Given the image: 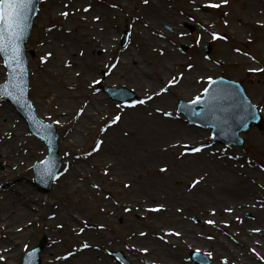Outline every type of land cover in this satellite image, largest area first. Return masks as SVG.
I'll use <instances>...</instances> for the list:
<instances>
[{
	"label": "bare ground",
	"instance_id": "bare-ground-1",
	"mask_svg": "<svg viewBox=\"0 0 264 264\" xmlns=\"http://www.w3.org/2000/svg\"><path fill=\"white\" fill-rule=\"evenodd\" d=\"M111 2L117 3L116 6L113 7ZM135 2L59 0L60 6L53 11V16L58 18L65 12L68 15L64 16L62 23L46 26L41 50L51 51V56L45 53L43 57L47 58L43 61L54 72L56 82L44 84L42 95L48 112L51 110L54 118L73 119L65 133L64 146L69 150L81 146L92 122L102 112L105 98L90 92L99 68L95 51L101 41L99 28L113 26L116 10L128 12L135 7L137 10L133 22L138 35L134 59L132 63L129 57L119 61L121 67H131L136 63L138 54H145L153 68H145L140 62L138 68L142 73L156 77L159 70L176 71L179 75L176 83L178 93H183V88L200 86L192 95H186L189 99L202 93L206 82L204 73L211 66L201 49L188 60L178 50L179 37L183 40L186 37L187 16L196 13L199 18L198 25L202 30L199 47L212 38L213 32L227 37L215 39L218 47L216 55L220 56L211 61L238 66L245 63V55L254 51L249 56L251 60L264 62V43L258 32L264 27V0H228L219 8L206 6L208 0H184L182 12L174 8L173 0H148L147 3L138 0L137 5ZM211 2L219 4L220 0ZM86 8L88 11H84ZM180 32L185 35L180 36ZM252 73L257 79L262 74L259 71ZM153 94L147 87L141 99L146 96H152V99L144 104L136 103L135 107H129L130 103L116 104L118 113H111L108 117L112 120L120 115L121 118L115 124L110 123L102 132L99 140L103 143L99 150L68 161L61 177L63 195L60 197L55 192L46 199L32 191H20L19 185L16 188V184L1 182L7 174H13L16 179L14 172L20 168L25 157L24 147L28 138L20 115L0 102V163H9L10 166L9 170L0 171V256L5 258L2 261L18 258L32 228L36 205L45 202L49 208L47 213H42L45 228L52 229L62 222L64 231L63 235L52 240V246L46 252L45 259L49 264H118L107 254L111 247H115L111 243L110 231L112 220L117 215H125L128 226H133L128 241L121 242L122 248L133 259L144 255L161 259L166 264H191L184 252L186 247L193 244L203 249L211 246L212 242L208 244L207 240L198 237L195 226L185 220L186 216L195 208L198 213L207 216L206 221L216 223L217 216L226 210L190 192L197 189L211 193L214 195L211 200L215 203L221 196L224 198L230 193L242 195L256 186L263 187L264 172H252L256 167L246 161H241L246 167L240 166L234 162L237 158L232 161L221 146L202 147L200 152L186 157L182 152L183 142L199 144L201 130L188 126L172 113L167 96L161 98L159 94ZM81 107H84V113L77 116ZM38 109H42L41 106ZM165 112L172 115L166 116ZM30 146L35 147V144ZM162 168L167 170L161 171ZM197 179L199 182L193 186V181ZM157 205L163 207L158 211L150 210ZM242 216L236 219L240 220ZM90 220L96 224L92 229L88 227ZM143 220L147 221L145 227L136 225ZM85 243L89 247H82ZM62 244L66 250H63ZM214 244L217 247L226 246L229 250V253H220L212 244L214 257L222 264L225 258L227 264H260L261 252L255 255L253 251L248 258L231 261L234 256L238 257V250H249L250 246L245 241L231 244L219 239ZM259 246L264 249V238ZM141 249H147V252Z\"/></svg>",
	"mask_w": 264,
	"mask_h": 264
},
{
	"label": "rangeland",
	"instance_id": "rangeland-1",
	"mask_svg": "<svg viewBox=\"0 0 264 264\" xmlns=\"http://www.w3.org/2000/svg\"><path fill=\"white\" fill-rule=\"evenodd\" d=\"M105 1L108 2L109 0ZM134 1H136L135 5H137L138 0ZM111 3L114 5L117 4L115 2ZM59 6V0H45L40 3V9L35 18L33 32L28 42V48L32 51V53L29 54V67L31 73L29 97L34 103L38 115L43 120L50 121L57 127L59 133V153L62 157V166L57 177L52 183L51 190L47 193L41 192L34 184L33 164L36 161H40L47 156L48 146L42 139L35 137L30 133L26 120L17 110V108L7 99L0 97V102H4L10 107L12 112L20 115V119L22 120L23 124H25L26 136L28 138V144H26L24 147L25 157H23L20 168L14 172L16 179L14 178L13 174H7L3 177L1 182H7L8 184L12 185L16 184V188H18L19 185L20 191H32L37 196L43 199H46L48 195H51L55 192H57L60 197L63 195V190L61 189L63 180L61 177L63 176L65 165L70 160H75L81 156H86L91 153L95 142L99 140L102 132L110 126L111 120L108 115H110L111 113H118L116 104L119 105L120 103L118 101L110 99L108 94L102 90V87L100 85V78L102 77L103 71H106L107 73V77L103 82L104 85L114 87H121L124 85L132 88L137 92L138 98L136 100L130 101L131 103L142 100V92L147 87L150 88L151 92L158 93L159 97L161 98H163V96H167L170 101V104H168V106L172 109V113L182 116L184 118V122L188 126L201 130L202 137L200 138L199 144H203V146L207 147L215 145L221 146L223 150L226 151L227 155H230V157L239 158L242 159V161L251 158L250 160L256 166L259 165L264 170V129L260 131L257 128L253 127L251 130L245 133L244 137L246 139V143L242 147H228L226 145L213 144L211 142L210 130L189 125L187 123L186 117L183 116V114H180L177 110V102L179 99L193 100L197 95H199L197 94L191 99L186 97L188 93L192 95V93H194L200 87L199 85L194 86L192 89L183 88L181 89V91L184 92L178 93L179 87L177 86V84L174 83L169 85L168 83L173 76H176L178 78L179 75L176 73V71L159 70L157 71L156 77L151 76L150 74L146 75V73H142L138 68L139 66H141L140 62L145 68H153V64H151L150 59L145 54H138L136 63H134V65L132 64L131 67H128L127 69L121 67L119 61L121 62V60L129 57L132 63L134 59V45L138 36L136 33V28L133 24V22H135L134 17L137 15L136 7L134 9H130L128 12L117 11L115 9L116 13L113 17L115 23L113 24V26H111V28L109 29H106V27L99 28V30L101 29L99 31V40L101 41L99 43V47L95 51V54L99 58V68L94 76V80L98 81V83L93 84L90 92L91 94L101 95L105 98L102 104V112L100 115H98L97 119L92 122L91 130L86 133L85 137L81 141V146L79 148L69 150L67 147H65V133L73 123V119L71 117H63L62 119L54 118L52 111L50 110V112H48V109L46 108L48 106L42 95L45 91L44 84H46L47 82H56L54 72L50 71V66L44 64V61L41 60L45 53H51L49 49H47V51H45V49L44 51L41 50V40L46 32V26H52L56 23H62V21L64 20V16H60L58 18L53 16V11L57 10ZM173 6L175 9H177L178 12H182L184 10V0H173ZM187 18L189 20L188 23L193 25L195 27V30L191 32L188 27L185 26V39L183 40V38L179 37L180 43L178 45V50L183 58L185 60H188L194 55V52L201 49L202 54L206 58L211 60L215 58V60H217V57L220 56V54L216 55L218 52V47L215 39L209 38V40L205 41L203 45L199 47V43L196 42L197 38H199V33L202 31L201 27L198 25L199 18L196 13L190 15V17L187 16ZM41 20L43 22H41ZM125 31L128 32V43L125 46H122L121 38ZM258 31L260 37L262 38V42L264 43V27H261L260 29H258ZM170 39L172 41L171 37ZM208 43L212 44L211 53H206V51L204 50V46ZM183 45L188 46L187 51H183ZM253 52L254 51H250L248 55H245V63L238 66L218 64L210 60V70L204 73L206 74L205 77L207 80L205 86L209 82V76H211L212 78H216L222 75L241 80L246 86V89L252 100L259 106L261 113L264 116V72L260 74V77H258V79L255 77V74L251 73V71L248 72V69L264 68V62L252 61V58L249 56L252 55ZM113 63L116 64L115 68H111V65ZM5 79L6 69L4 68L3 62L0 57V82H3ZM162 88L167 90L161 92ZM201 95L202 94H200V96ZM38 106H41L42 109L39 110ZM57 121H59V123H57ZM34 144L35 147L30 146ZM189 147H198V145L195 142L184 141L182 152L185 153L186 157H190L196 153L186 151V148ZM1 155L2 151L0 150V157ZM237 162L240 163V160H238ZM9 169V163H7L6 165L0 163V171ZM252 172L255 173L256 171L253 170ZM186 188L189 190L191 189V187L189 188V185H187ZM88 194L92 197L91 192L88 191ZM190 194L197 198L201 197L207 199L209 202H211L212 205L216 207H224V210H232L224 211V214L217 216L216 223L209 224L205 219L207 217L206 215L200 214L196 211L195 208H192L193 212L190 211L185 220L195 226L198 232V237L207 240L209 242L208 244H211L210 242H212L213 246L223 254L229 253L227 247H217L214 244V241L223 239L224 241L231 244L241 243L242 241H245L247 245L251 247V249L249 247V250H246L245 248H243L242 251L238 250V257L234 256L231 261H238L240 260V258H248L252 253L257 255V253L260 252L262 254V257H264V249L262 248V246H259V244L262 242V238H264V209L262 208L264 207V187L254 190H247L246 192H243L242 195L230 193V196L224 195V198L221 196V198L215 201V203H213V201L211 200L213 199L214 195L203 190L196 189L194 191H191ZM36 207L37 209L35 215L33 216L32 228L29 235L25 239L22 248L20 249V255L16 260L0 261V264H22V257L24 253L28 249H31L38 245V243L43 239H46V246L41 254V264H49V261L45 259L46 252L51 248L52 240L58 238V236L60 235H63V229L61 227H58V225H62V222L57 223L56 226L52 229H46L44 225L45 218L42 216V213L48 212V205L45 202L43 205L37 204ZM88 212L90 213L89 209ZM241 214H243L242 217H244L242 223L233 219L237 216H240ZM111 224V243L115 247H111L107 254L115 262L119 263L117 259L112 256L111 252L113 250H122L125 256L130 259L132 264H144L145 261H150L154 264H166L161 259H156L151 256L140 255L133 259V257L129 256L128 252L122 248L121 242L128 241V238L130 237L133 230L132 225L128 226L127 218L125 215H117L113 218ZM136 225H138L139 227H145V225H147V221H138L136 222ZM95 226L96 224L94 220H90L88 222L89 228L92 229ZM253 228L259 229V231H253ZM254 232H256V234ZM117 242H119L120 244H117ZM212 244L211 246H206V248L204 249L198 244H193L186 247L184 252L186 253V257L189 262L191 264H198L192 259L191 256L194 250H198L201 254L206 255L209 259H211L212 264H222L219 259H216L214 257V247L212 246ZM62 248L63 250H66V246L64 244H62ZM253 249H255V252H252ZM208 253H211V256H208ZM259 262L260 264H264V259H261V261Z\"/></svg>",
	"mask_w": 264,
	"mask_h": 264
},
{
	"label": "water",
	"instance_id": "water-1",
	"mask_svg": "<svg viewBox=\"0 0 264 264\" xmlns=\"http://www.w3.org/2000/svg\"><path fill=\"white\" fill-rule=\"evenodd\" d=\"M40 0H31V4L29 7V10L26 12L27 20L24 23L23 26V34L20 40V49H21V64L19 68L16 69V72L13 73L12 69H9V79L8 82L1 85H9L8 88L4 90H0V93L4 96L10 99L13 103H16L20 110L24 113V116L30 121L32 125V133H35L36 135H42L39 131H36V125L35 121L39 122L43 127L49 128V133L47 135H44V138L46 139L48 145L50 154L46 161L37 163L35 165V172H36V178L35 183L40 186V188L44 191H48L50 189L52 180L56 176V173L59 170L60 167V156L58 155V134L56 131V127L51 125L50 123H46L39 119V117L36 115L34 106L32 102L28 98V89H29V69H28V56L26 53L27 47L26 42L31 34V30L33 27V20L34 16L36 15L38 11ZM126 36H124L125 41ZM15 67V66H14ZM22 71V75H20V72ZM215 84L209 85V92L205 93V96L203 97V103H200L202 105V109L195 111L192 103L187 104L183 101H180V109L187 112V114L191 117V119H195L196 117H200L203 120H206V118H214L215 120H218L220 122V130L223 126H229L233 127V121L236 123L233 127L234 129L232 131H229V135L226 137H222L221 133L219 131V128L215 122H207L208 126L213 127L215 133L219 131L220 136L222 138H225L226 140L232 141V139L235 138V136L238 135V133L241 130H246L250 125L251 122H255L259 126L262 125V119L257 115L256 110H247L246 113L240 112L237 113L235 110L236 116H230L229 114H226L228 111L227 108V97L216 95L211 100L210 103L208 102L209 96L212 93V90L218 83H222L223 85H228L230 82L223 81L221 79L215 80ZM22 88L23 92L20 93L17 88ZM223 87V86H222ZM110 96L112 98H117L119 100H127L136 97L135 93L133 91H130L126 89L125 87L121 89L116 88H108L106 89ZM4 91H12L13 96H8L4 94ZM188 106H191L190 109H187ZM254 117V118H253ZM37 124V123H36ZM222 131V130H221ZM242 139L239 138V143H242ZM51 172L52 174H49ZM43 243L40 244L39 247L35 248L32 251H29L26 254V260L27 264H40V252L43 248Z\"/></svg>",
	"mask_w": 264,
	"mask_h": 264
},
{
	"label": "snow or ice",
	"instance_id": "snow-or-ice-1",
	"mask_svg": "<svg viewBox=\"0 0 264 264\" xmlns=\"http://www.w3.org/2000/svg\"><path fill=\"white\" fill-rule=\"evenodd\" d=\"M148 0H144V3H147ZM228 0H220V3H212L211 0H208V3L206 6L208 7H214L219 8L221 4H227ZM31 4V0H0V57H3L4 64L7 68L12 69L13 73L16 72V69L19 68L21 64V49H20V40L23 34V26L24 23L27 20L26 12L29 10ZM116 5H113L115 7ZM90 7V6H89ZM84 11H88V9H84ZM64 16H67L68 13H62ZM95 19H99V17H95ZM227 23V21H225ZM180 36H184V32L179 33ZM211 36L213 39H227V37L221 36L219 33L213 32L211 33ZM197 43H199V38L196 40ZM239 51V49H237ZM161 54H163V49L160 50ZM51 53H48L47 56H51ZM83 55V53H81ZM47 57H42L41 60H45ZM15 66V67H14ZM116 64L113 63L111 65V68H115ZM189 68L192 67L191 64L188 65ZM249 71H259L264 72V68H255V69H249ZM22 71L20 72V75H22ZM183 76V73L180 74V77ZM208 80L211 84H215L216 82L212 79L211 76L208 77ZM98 83V81H93V84ZM169 85L178 83V79L176 76H173L172 79L168 82ZM9 85H0V90H4L8 88ZM17 90L22 93V88H17ZM167 89H161V92L166 91ZM204 92L208 93L209 88H204ZM5 95L13 96L12 91H4ZM158 93H154L153 95H157ZM152 99V96H146L144 100H140L138 102L130 103L129 107H135L136 103L144 104L146 100ZM190 103L193 105L203 103L202 96L198 95L192 100ZM84 107H81L78 112L76 113L77 116L84 113ZM157 111H160V109H157ZM164 115L171 116L172 113L165 112ZM120 115H116L111 121V124H115L120 120ZM254 118V117H253ZM59 123V121H57ZM103 130V129H102ZM103 141L97 140L95 142V145L92 149V151L99 150L101 144ZM203 145L199 147H192V148H186V151H191L193 153L200 152ZM166 168H162L161 171H166ZM105 173H107V170H105ZM49 174H52L49 172ZM199 182V179L193 181V186ZM94 187H99V185H94ZM125 187H128V185H125ZM162 205H157L155 208L150 209L151 211H158L162 208ZM125 211H131V209H125ZM214 211V210H213ZM226 211H232L231 209H226ZM239 219V217H237ZM209 224L215 223L212 220L207 221ZM58 227H62V225H58ZM99 227L103 228L104 225H99ZM81 232L84 231L83 228L80 229ZM253 231H259V229H253ZM172 234L179 236V232H173ZM140 235H145V233H140ZM211 238V237H209ZM82 247H89L87 243L82 245ZM141 251L147 252V249H141ZM252 251L255 252V249ZM208 256H211V253L207 254ZM257 255H259L257 253ZM4 256H0V261L4 260ZM261 259H264V257H261ZM224 264H227V259L225 258Z\"/></svg>",
	"mask_w": 264,
	"mask_h": 264
}]
</instances>
